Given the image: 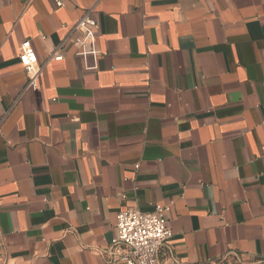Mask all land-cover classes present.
<instances>
[{
    "label": "crops",
    "instance_id": "crops-1",
    "mask_svg": "<svg viewBox=\"0 0 264 264\" xmlns=\"http://www.w3.org/2000/svg\"><path fill=\"white\" fill-rule=\"evenodd\" d=\"M62 2L0 0V264H109L117 212L155 204L161 264H264V0Z\"/></svg>",
    "mask_w": 264,
    "mask_h": 264
},
{
    "label": "built area",
    "instance_id": "built-area-1",
    "mask_svg": "<svg viewBox=\"0 0 264 264\" xmlns=\"http://www.w3.org/2000/svg\"><path fill=\"white\" fill-rule=\"evenodd\" d=\"M56 8L63 5L62 0H52ZM77 34L73 46L75 56L84 61L91 57L96 61L100 54L97 47L98 25L88 13L83 14L73 25ZM60 44L46 60L62 61L64 55ZM18 62L27 79L25 90L35 91L42 66L29 40L19 46ZM87 70L95 69L85 64ZM264 151V147L262 148ZM138 169V166H135ZM171 204H155L151 211L142 212L137 208L120 210L115 216L114 236L107 249L109 264H161L158 252L160 247L172 238L169 227ZM172 264H178L173 262Z\"/></svg>",
    "mask_w": 264,
    "mask_h": 264
}]
</instances>
